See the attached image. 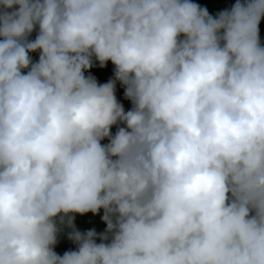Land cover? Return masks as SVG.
I'll return each mask as SVG.
<instances>
[{"label": "clouds", "instance_id": "obj_1", "mask_svg": "<svg viewBox=\"0 0 264 264\" xmlns=\"http://www.w3.org/2000/svg\"><path fill=\"white\" fill-rule=\"evenodd\" d=\"M262 18L264 0H0V264H264ZM93 57L114 79L85 75ZM100 208L101 241L74 230L58 254L57 218Z\"/></svg>", "mask_w": 264, "mask_h": 264}, {"label": "trees", "instance_id": "obj_2", "mask_svg": "<svg viewBox=\"0 0 264 264\" xmlns=\"http://www.w3.org/2000/svg\"><path fill=\"white\" fill-rule=\"evenodd\" d=\"M193 2L206 7L208 11L215 15L219 10L224 8H229L234 0H193ZM260 37L262 43H264V18L261 19L259 24ZM36 35V29L30 34L29 38L34 39ZM33 59H38V51L31 53ZM114 65L111 60L105 62L103 66L100 65L99 61L93 57L92 65L85 70V75L91 74L94 76L98 83H105L109 79H114ZM26 71V70H24ZM115 95L120 102L125 111L132 107L131 100L125 96L124 94V85L121 84L119 80L115 82ZM120 126H123V122H118ZM116 124L111 126L112 133H115L117 129ZM108 138H104L101 143H107ZM104 214V209L100 208L97 212L93 213L92 211H87L85 213H69L64 217L63 221H60L57 218V226L59 231L57 232V240L53 245L54 250L62 255L65 251L68 250H76L77 242L70 237V233L74 230H79L80 232H86L89 229H95L97 235L95 237L96 242L99 243L101 241V237L99 233H102L106 230V222L102 219ZM71 216L72 219L69 222L68 217ZM107 242V241H105Z\"/></svg>", "mask_w": 264, "mask_h": 264}]
</instances>
